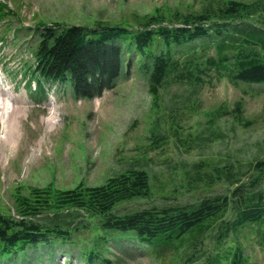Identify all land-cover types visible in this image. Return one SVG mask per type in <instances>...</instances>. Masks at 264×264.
I'll use <instances>...</instances> for the list:
<instances>
[{"label": "trees", "instance_id": "1", "mask_svg": "<svg viewBox=\"0 0 264 264\" xmlns=\"http://www.w3.org/2000/svg\"><path fill=\"white\" fill-rule=\"evenodd\" d=\"M12 15L0 2L1 21ZM136 23L38 24L34 64L22 70L25 85L35 84L36 97L45 87L69 85L75 98L90 100L112 89L123 71L128 78L135 66L146 76L157 107L161 90L178 83L201 86L211 72L231 82L264 83V0L210 3L201 13L157 8ZM223 108L225 115L249 126L240 102ZM221 114L215 111L211 119ZM250 165L242 172L231 164H196L199 181L206 187L227 184L226 192L190 205L124 214L116 212L119 205L151 195L145 170L128 169L97 186L48 184L31 187L27 195L18 192V218L0 211V264H52L59 255L67 264H116L110 257L114 250L132 255L124 241L157 258L185 244H192L194 257V246L202 243L209 248L203 264H248L234 236L256 226L264 243V159ZM203 166L211 168L205 177L199 172Z\"/></svg>", "mask_w": 264, "mask_h": 264}, {"label": "rangeland", "instance_id": "2", "mask_svg": "<svg viewBox=\"0 0 264 264\" xmlns=\"http://www.w3.org/2000/svg\"><path fill=\"white\" fill-rule=\"evenodd\" d=\"M0 1L15 15L0 23V41H5L0 47V88L8 106L4 119L11 109L9 100L24 102L26 110L19 146L5 148L0 155L1 212H14L15 195H27L31 187L52 184L70 189L80 182L97 186L128 169L148 173L151 195L122 203L116 209L118 214L190 205L228 189L227 184L206 187L198 180L194 165L231 164L244 172L252 168L251 163L264 159V83L231 82L211 72L201 86L178 83L161 90L155 107L146 76L135 66L128 78L123 71L112 89L90 100L75 98L69 85L45 87L46 97L35 99L19 72L33 65L38 24L91 27L100 22L130 27L157 8L201 13L208 4L216 7L226 0ZM236 102L241 103V117L250 122L248 127L224 114L227 109L223 107L232 109ZM51 109L58 113L59 123L47 133L42 120ZM215 111L222 114L211 119ZM2 128L0 123V137ZM210 169L203 166L200 176L205 177ZM256 229L247 226L234 236L243 246L248 264H264V243ZM123 244L132 255L114 250L110 257L116 264H203L209 250L199 243L193 257L192 244H185L157 258L139 246ZM67 263L61 255L52 262Z\"/></svg>", "mask_w": 264, "mask_h": 264}, {"label": "bare ground", "instance_id": "3", "mask_svg": "<svg viewBox=\"0 0 264 264\" xmlns=\"http://www.w3.org/2000/svg\"><path fill=\"white\" fill-rule=\"evenodd\" d=\"M2 89L0 88V123L4 129V135L0 137V155L3 156V149L11 148L15 149L19 146L21 138L20 124L25 119V108L23 107L24 102L18 100H9L11 103V109L6 119H4V113L7 110L6 102H4ZM54 101V98H50ZM8 102V100H7ZM41 119V118H40ZM41 122V121H40ZM42 123L46 127V131L51 132L59 123L58 113L51 109L46 118H43Z\"/></svg>", "mask_w": 264, "mask_h": 264}]
</instances>
